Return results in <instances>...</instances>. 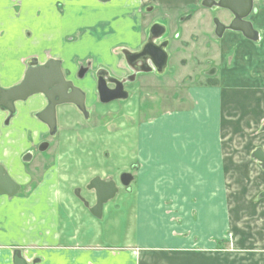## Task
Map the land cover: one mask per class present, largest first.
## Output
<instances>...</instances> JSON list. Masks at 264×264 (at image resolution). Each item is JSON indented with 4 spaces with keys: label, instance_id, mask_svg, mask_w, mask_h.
Instances as JSON below:
<instances>
[{
    "label": "crops",
    "instance_id": "obj_1",
    "mask_svg": "<svg viewBox=\"0 0 264 264\" xmlns=\"http://www.w3.org/2000/svg\"><path fill=\"white\" fill-rule=\"evenodd\" d=\"M61 1L63 13L60 16L59 0H0V81L2 86L8 87L19 81L25 72L26 60L31 57H35L40 63L48 58L58 59L61 61L62 69L69 64L73 71L77 66L75 59H90L92 54L97 53L98 55L93 58L94 66L117 76L114 74L115 69L122 68L123 62L125 63L122 59L120 62L117 54H121L123 48L131 52L137 51L145 42L149 28L156 22L155 20L162 21V24L157 23L166 31L162 40H167V47H165L167 67L171 58L169 49L177 53L182 47L180 42L186 39L183 38L185 34L183 31L176 40L169 38L168 18L164 14L151 19L146 17L143 20L140 10H137V19H134L130 17L129 11L133 13L135 6L133 5V8L131 6V10L128 11V7L124 4L119 5L118 0L115 1L116 4L113 3L107 7L97 4L95 0ZM252 2L253 5L260 3L261 8L259 11V7L254 6L251 20L249 18L253 22H251L253 28L258 31L259 41H250L240 32L235 31H232L233 35L227 37L223 35L219 41L216 40L214 44L216 53L213 54L212 59H209L212 62L213 59L218 60L221 73L227 75H221L218 86L214 83L213 87H210L216 95L204 97V102L207 104L204 110L198 100L197 109L203 115H199L196 110H192L191 113L193 117H196L192 130H198L204 119L211 122L209 124L211 127L207 131L212 128V133L206 136L205 149L203 144L200 149H197L198 135H188L178 124L181 122L173 119L163 117L161 118L163 121L160 119L158 124L148 123L152 131L151 133L147 131L145 137L141 136V132L137 130L139 144L148 148V151H151L149 148L152 146L158 149L153 150L157 154L149 160L147 165L144 164L143 168L150 176L161 174L162 181L168 184V189L171 188L170 193L168 191L165 193L175 194L174 188L184 190L191 188L190 193H195L197 199L194 204L197 207L191 218L179 208H172L171 198L167 201L164 198L169 195L162 196L161 193V197H157L156 195L159 194L155 191L153 198L151 196L137 197L132 192L127 197L115 196L103 206L99 218L94 217L89 212V207L83 203L86 210L78 205L77 214H75L73 209L75 200L67 196L68 186L64 184L67 179H63L64 176L60 175L61 171L58 172L56 169L42 175L44 156L48 150L41 158L42 163L37 160L36 163L25 168L20 156L31 143L37 141V134L29 140L28 134L33 129L29 126L31 123H22L16 129L11 142L2 141L0 162L9 168L10 178L20 187L35 181L38 175L41 181L36 182L31 196L20 203L18 214L13 217L16 221H13V218L11 221L8 220L6 205H11L15 203L14 201L17 204V201L24 199H18L16 196L20 189L13 196L0 193V264H14L16 252L24 260L23 264H264V198H258L263 186L257 192V199L255 201L250 199L252 203L241 198L235 200V205H239L232 208L230 213L229 211L219 213L213 208L205 213L203 205L198 206L202 197L200 194H203L205 158L211 157L207 159L211 168L221 166V152L216 148V135L214 136V131L220 129L223 114L220 108V93H225L229 104H233V116L237 115L234 120L232 118L229 119L230 121L227 119L225 121L231 125L236 123L243 125L246 140H248L246 132L258 127V122L264 116V0H252ZM144 7L149 10L148 14L155 10L154 5L148 4ZM192 10L193 8H189L187 13L186 11L178 12L174 17L175 22L202 24L203 22L196 23V19L189 17ZM147 19L148 25L143 30L144 38L142 31L132 28L133 24H141ZM114 20L118 24H111ZM98 23L105 24L103 28L107 29L106 33L98 27L99 32L91 36L84 32L78 41L68 40L60 44L62 38L64 40L65 37H72V34L68 35L72 33V28L77 29L83 24L97 25ZM171 24H173L172 21ZM124 28L131 31L129 37L124 33L117 34V37H103L109 29L123 30ZM196 28L204 30L202 26ZM210 29L212 33L214 26ZM158 32L159 30L157 34ZM98 38L103 42L95 43ZM233 41H236L235 49H232ZM125 42L130 43L132 48L122 45ZM116 45L119 46L116 49L117 54L112 51ZM257 50L261 56L256 60ZM232 54L237 56L241 65L244 64L243 71L232 69L234 60L228 63ZM182 60L183 58L179 59V62L181 63ZM224 63H226L225 66H223ZM166 69L163 74L166 73ZM233 73L236 77L234 79H232ZM38 98H30L27 109L31 110L33 104L41 102ZM61 109H64L62 115L65 112L74 111L72 106L65 105L59 109V118L62 116ZM37 127L45 132L44 126L37 124ZM252 140L253 138H250L249 142ZM122 150L117 153L123 154ZM68 155L69 151L64 150L60 154L63 169L66 164L69 165ZM159 156L161 161L155 158ZM14 157L15 159L11 162ZM120 163H125V159L121 158ZM184 172H187L186 179L182 178ZM134 178L133 176L132 181ZM137 186L139 187V184ZM136 193L140 192L136 191ZM140 203L148 205L165 203L171 207L168 211L158 207L145 211L144 208L139 207ZM120 204L123 207H119ZM179 204H184L181 198ZM92 205L89 203V206ZM228 214L232 217L242 215L250 219V240L243 238L240 234V237L231 245L219 246L217 243L219 233L225 225L224 218L230 217ZM189 227H195L194 231H189L187 229Z\"/></svg>",
    "mask_w": 264,
    "mask_h": 264
},
{
    "label": "rangeland",
    "instance_id": "obj_2",
    "mask_svg": "<svg viewBox=\"0 0 264 264\" xmlns=\"http://www.w3.org/2000/svg\"><path fill=\"white\" fill-rule=\"evenodd\" d=\"M115 1L116 0H95L97 4L103 7H107L113 3L116 4ZM201 1L202 0H118L119 5L124 4L128 7V11L131 10V6L132 8L133 5L135 6L133 13L129 11L130 17L134 19H137V10H140V15L143 20L146 19V17L151 19L164 14L169 20L168 22L165 18L167 20L169 38L176 40L182 31L185 33L183 38H186L180 42L182 47L177 53L169 49L171 58L165 74L145 73L137 75L135 81L127 83L128 97L125 100H114L107 104L98 101V96L96 95L94 87L95 78L93 77L97 69V67L94 66L95 60L93 58L98 55L97 53L92 54L93 56L89 57L90 59H75L77 66L73 71L72 66L69 64V66L63 67V71L67 78L71 77L74 85L80 86L85 91V106L88 110L89 118L86 119L77 109H74L73 112H65V115H62L64 109H61L62 116L58 124L57 134L52 139L51 146L44 156L42 175H44L43 173L48 174L56 169H58V172L61 171L60 175L65 177H63L64 180L67 179V182L64 183L68 186L66 190L67 196L75 200L73 207L75 214H77L78 205L86 210L82 202L75 196V192L78 191V189L80 190L79 193L89 201L91 205L95 202L93 191L86 189V185L93 176L113 179L119 191L116 196L127 197L132 192L135 193L137 197L151 196L153 198L154 191L160 195H156L157 197H161V193L163 194L162 196L169 195L165 192L168 191L170 193L171 188L168 189V184L162 181L161 174L154 176L151 174L150 176L146 169L143 168L144 164L147 165L149 160H152L154 155L157 154L153 150H158L152 146L149 148L151 151H148V148L143 147L137 140V130H139L141 136L144 137L146 136V132L150 131L151 128L148 126V123L158 124V121L163 117L169 120L173 119L174 121H180L181 123L178 124L184 128L188 135H198L196 138L198 143L197 149L201 148V144H203V149H205L206 136L212 133V128L210 131H207V129L211 127L209 126L211 122L204 119L199 125L198 130H192V124L193 121L195 122L196 117H193L191 113L192 110H196L199 115H203V113L197 109L198 100L204 110L207 106L204 102V97L216 95V92L210 87H213L212 85L214 83L218 86L222 78L221 75H227L226 73H221L218 60L213 59L212 62L209 58L212 59L213 54L216 53L214 44L223 38V35L224 37L233 35L234 31L226 30L220 39L214 36L215 34L212 35L210 28L214 26V24L212 23L211 15L213 14L224 23L228 22L229 16L218 9L211 11L202 7ZM59 2V9L61 10L63 9V2L61 0H59ZM148 4L155 6V10L150 14L144 12L145 9L147 10V7L144 6ZM254 6L258 8L260 3H255L253 7ZM189 8H193L191 16L189 17L196 19V23H199V21H201V23L203 22L202 24H177L175 22V15L178 12L186 11L187 13ZM258 10L261 11V8L259 7ZM62 13V10L59 11L60 16ZM252 14L253 13H251V15L249 14L250 20ZM179 15L181 16V14ZM171 21L173 24H171ZM147 22L148 19L142 21L141 24H133L132 29H137L143 33V30L148 25ZM111 24L118 23L114 20ZM61 25L63 26L64 24ZM104 25L105 24L101 23L97 25L83 24L80 28H72V33L68 34H72V37H65L64 40L62 38L60 44L68 40L78 41L84 32L88 33V36H91L99 32L100 29L98 27L102 29V32L106 33L107 29L103 28ZM199 26H202L204 30L196 28ZM130 32L131 31L127 28L123 30L109 29L108 33L104 34L103 37H117V34L121 33L129 37ZM143 36L145 38L144 33ZM83 38H85V36ZM101 42L103 41L100 38L95 41L97 44ZM233 42L234 45L232 49H235L236 41ZM80 44L83 45L82 43ZM122 45L131 47L130 43L127 42ZM118 47L119 46L116 45L112 48L113 53H116ZM257 53L256 60L261 56L259 50H257ZM117 56L120 62H122V60L124 61L121 54L118 53ZM181 58H183V60L180 63L179 59ZM230 60H234L233 70L243 71L244 64L242 63L241 65L236 55L232 54L229 57L228 63H230ZM88 61L91 70L86 74L85 80L81 81L76 74L80 65L84 67ZM226 63H224L223 66H225ZM210 66L216 68L217 73L215 76H208L205 74L206 72L212 71L214 68L211 67L210 70ZM207 68L209 69L206 71ZM115 70L117 72L115 71L114 74L117 76H124L129 72L124 62L122 68L119 67ZM89 74L90 76H87ZM234 78L236 77L233 73L232 79ZM220 94V108L223 114L221 116L220 129L214 131V136L216 135V148L221 152V166H214L211 168V164L207 161V159L211 157L205 158L203 194H200L202 197L198 204V206L201 204L203 205L205 213H208L211 208L219 213H226L227 211L230 213L232 208L239 205H235V200H240L241 198L251 201L250 199L252 198V200L255 201L257 199L258 190L263 186V184H261L262 177L259 167L250 156V152L263 142V139H261L262 134L259 132L262 119L258 122V127L253 128L252 131L246 132L248 136V140H246L243 133L245 132L243 125L237 123L236 125H231L225 121V119L230 121L229 119L232 118V120H234V117H237V115L235 114L233 116V104H229V99L225 97V93ZM134 126L136 127L135 129H133ZM117 138H119L120 142L115 140ZM250 138H253L251 142H249ZM121 148H123V154L117 153V150ZM188 149L191 150L190 148ZM60 150L61 153L63 150L69 151V165L67 166L66 164L64 169L61 167L63 164L60 162ZM121 158L125 159V163H120ZM155 158L161 161L160 156ZM55 172L53 174H55ZM121 173H129L135 177L134 180L130 182L131 184L129 183L130 187L129 184L128 186H123L120 183L119 176ZM182 178H187V172L183 173ZM39 181H41V179H39L38 175L35 181H31L29 184L20 187L16 196L18 199H24L17 201V204L16 201H14L15 203L10 202L11 205H6L8 220L11 221V219L18 214V208L21 206L20 203L31 196L35 189L36 182ZM221 181H223V185H221ZM138 184L139 187L137 186ZM74 188L76 189L74 190ZM173 190L175 194H170L169 197L164 198H166V201L171 198L172 208H179V210L186 212L189 218H191L192 214L196 212L197 207L194 204L197 199L195 193H190L191 188L185 190L174 188ZM136 191L140 193H136ZM179 193H181V196H179ZM180 198L182 202H184L183 205L179 204ZM171 205L165 203L157 205L140 203L139 207L141 209L144 208L145 211L154 207L168 211ZM119 207L123 206L120 204ZM220 218L223 219L221 216ZM13 221L16 220L13 218ZM249 222L250 219L242 215H236L235 217L230 215V217L227 216V218H224L225 225L222 226L217 241L219 246L231 245V243L240 237V234L243 238L245 237L250 240L251 233ZM194 228L195 227H189L187 229L193 232ZM12 245L21 246L19 244Z\"/></svg>",
    "mask_w": 264,
    "mask_h": 264
},
{
    "label": "water",
    "instance_id": "obj_3",
    "mask_svg": "<svg viewBox=\"0 0 264 264\" xmlns=\"http://www.w3.org/2000/svg\"><path fill=\"white\" fill-rule=\"evenodd\" d=\"M201 5L204 7L217 6L222 9L228 10L233 15L231 24L227 26L223 24L218 18H214L213 23L215 25V34L217 37H221L226 29L241 32L247 39L257 41L258 31L253 28L252 23L247 20V17L253 10L252 0H203ZM152 9V8H150ZM158 32L154 36L155 32ZM148 39L141 46L139 51L131 52L126 48L121 49L126 62L127 68L131 71V75L128 78H117L110 75L108 71L102 70V73H96V86L95 90L98 95V100L101 103H109L114 100H125L128 97V92L124 89L123 85L126 82H131L135 79L138 73H151L156 72L162 74L165 71L167 54L165 47L167 40H164L159 45V50L152 51L149 45L155 40L162 39L165 33V28L159 24H151L149 28ZM155 59L154 65H149V59ZM143 64L138 69V64ZM27 69L23 75L22 80L11 86L10 88L0 87V105L11 109V106L15 100H24L32 94L42 93L46 100L47 106L45 111L49 114V120L47 124L51 130L55 131V107L62 104H73L78 110L87 114L85 101L86 94L84 91L75 86L74 83L66 79L61 61L54 58H49L43 63H39L36 58H29L27 60ZM87 68L80 69L78 77H83ZM109 84L113 85V88L109 87ZM7 103V104H6ZM5 104V105H4ZM5 108V109H6ZM87 117V116H86ZM48 148V143H44L43 150ZM253 158L264 167V152L257 148L252 154ZM120 183L123 186H127L132 180V175L129 173H121ZM12 190L6 194L13 196L19 189V185L13 180L10 181ZM87 190H93L95 195V203L93 206H89V212L96 218L101 216L103 205L109 200L113 199L118 192L116 183L113 180H104L99 176L93 177L86 186ZM83 204L88 207V202L80 197L78 191L75 192ZM259 198H264V188L258 194ZM24 260L17 255L14 257V264H23Z\"/></svg>",
    "mask_w": 264,
    "mask_h": 264
},
{
    "label": "flooded vegetation",
    "instance_id": "obj_4",
    "mask_svg": "<svg viewBox=\"0 0 264 264\" xmlns=\"http://www.w3.org/2000/svg\"><path fill=\"white\" fill-rule=\"evenodd\" d=\"M215 2L217 0H214ZM252 7H253V2H252ZM205 8V7H204ZM208 10H215V9H218L220 11H224L225 14H228L229 16V20L227 23H224L222 22L223 24H225L226 26L228 24H231L232 20H233V15L226 9H222V8H219L217 6H214L212 5V7L210 8H207ZM253 11V10H252ZM144 12L148 13L149 10H144ZM212 22L215 18V16L212 14ZM183 17V16H181ZM185 18V17H184ZM247 20H249V17H247ZM156 22L154 24H162V21L161 22H158L160 20H155ZM158 22V23H157ZM227 30V29H226ZM214 31H215V28H214ZM214 31L212 32V34L214 35ZM228 31V30H227ZM230 31V30H229ZM157 34V32L154 33V36ZM164 38V37H163ZM249 40V39H248ZM250 41H253V40H250ZM253 42H256V41H253ZM258 42V41H257ZM161 43V40H153L151 42V44L149 45V47L151 48L152 51H156V50H159V45ZM167 47V45H166ZM141 47H139L137 49V51L140 50ZM166 49V48H165ZM33 58V57H31ZM38 61V60H37ZM154 61L155 59H152L150 58L149 59V65L150 66H153L154 65ZM40 63V62H39ZM138 69L141 68V66L143 67V64H138ZM27 60H26V69H27ZM82 67V68H81ZM84 67H88V69L85 71L83 77L79 78V80H82L84 81L85 80V76L86 74L91 70L90 67H89V62L86 63V66ZM211 67L213 66H210V70H211ZM25 69V71H26ZM80 69H83V66H80ZM101 68H97L95 71L96 73H102V70H100ZM209 68L206 69V71L208 70ZM217 72V71H215ZM25 73V72H24ZM93 75V77L95 78V74ZM78 74V72H77ZM76 74V75H77ZM131 71H129L127 74H125L124 76H115L119 79L121 78H128L130 75H131ZM141 73H139L140 75ZM24 75V74H23ZM23 75L22 77L20 78L19 81H17L16 83L8 86V87H4L1 85V81H0V87L1 88H10L11 86L19 83L22 78H23ZM90 76V75H89ZM114 76V75H113ZM67 79H70V78H67ZM71 80V79H70ZM127 83L129 82H126L124 83L123 87L124 89L128 92L127 90ZM109 87L110 88H113V85L112 84H109ZM34 97H39L41 102H37L35 104L32 105V109L29 110V108L27 109L28 107V100L30 98H34ZM38 98V99H39ZM7 104V103H6ZM5 105V104H4ZM65 105H70L72 106L75 110L77 109L76 106L72 105V104H62V105H57L55 107V131L54 130H51L47 124V121L49 120V114L47 113V111H45V108L47 106V100L45 98V96L42 94V93H35V94H32L30 95L29 97H27L26 99L24 100H15L11 106V109H7L6 107L0 105V145L2 144V141L6 140L7 142H11V140L14 138V134H15V131L16 129L19 127L20 124L22 123H27V122H30L31 124H29V126L33 129L30 130L29 134H28V139L29 140H32L33 139V136L37 134V141L36 142H33L31 143L30 147L28 149H26L24 152H23V155L20 156V159L21 161L23 162L25 168L27 169V166H30V164H33V163H36L37 160H39L40 163L41 162V158L43 156V154L49 150L50 146H51V141L52 139L56 136L57 134V130H58V124H59V109L62 108V107H65ZM6 108V109H5ZM78 110V109H77ZM82 115H84L85 117H89L88 115V111H87V114L86 113H83L81 112L80 110H78ZM29 119V120H28ZM37 124L40 125V126H44L45 127V132H42L41 131V128L39 129L37 127ZM22 127H25V126H22ZM135 127V126H134ZM259 132H261V136L263 139V142L261 145L257 146L258 148H260L263 152H264V116L262 117V121H261V124H260V127H259ZM116 141L120 142L119 138L115 139ZM47 142L48 143V148L46 150H43L44 148V143ZM123 145V143H122ZM123 149V148H121ZM121 149L117 150V151H121ZM255 149L252 150V152H250V156L251 158L253 159V161H255L259 167V170H260V173H261V179H262V184H263V188H264V167L262 164H259L252 156L253 152H254ZM0 153L2 154V149H1V146H0ZM11 159V158H9ZM15 159V157L13 159H11V162ZM8 170L9 168L5 167L1 162H0V193L3 194V193H7L9 191L12 190V187H11V183L10 181L13 180L10 178L9 174H8ZM262 188V190H263ZM20 189V188H19ZM261 190V191H262ZM260 191V192H261ZM4 195V194H3Z\"/></svg>",
    "mask_w": 264,
    "mask_h": 264
}]
</instances>
